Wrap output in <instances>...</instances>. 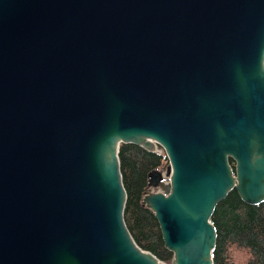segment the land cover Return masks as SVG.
<instances>
[{
  "label": "water",
  "instance_id": "water-1",
  "mask_svg": "<svg viewBox=\"0 0 264 264\" xmlns=\"http://www.w3.org/2000/svg\"><path fill=\"white\" fill-rule=\"evenodd\" d=\"M122 144L169 160L143 201L173 263L214 264L218 205L264 203V0H0V264H163Z\"/></svg>",
  "mask_w": 264,
  "mask_h": 264
},
{
  "label": "trees",
  "instance_id": "trees-1",
  "mask_svg": "<svg viewBox=\"0 0 264 264\" xmlns=\"http://www.w3.org/2000/svg\"><path fill=\"white\" fill-rule=\"evenodd\" d=\"M124 187L127 192L125 221L137 245L160 261L171 262L173 253L165 248L160 225L145 206L149 174L162 170L169 160L165 152L153 153L122 144L119 151ZM235 169V162L230 159ZM211 222L218 238L214 264H264V203L251 206L236 189L216 208Z\"/></svg>",
  "mask_w": 264,
  "mask_h": 264
},
{
  "label": "rangeland",
  "instance_id": "rangeland-1",
  "mask_svg": "<svg viewBox=\"0 0 264 264\" xmlns=\"http://www.w3.org/2000/svg\"><path fill=\"white\" fill-rule=\"evenodd\" d=\"M159 153L161 154L162 153V151L161 150H159ZM169 163L161 170L164 174H167V172H168V167H169ZM165 180L166 181H169V179L166 177L165 178ZM163 264H174L173 263V260L171 261V262H164V261H161Z\"/></svg>",
  "mask_w": 264,
  "mask_h": 264
}]
</instances>
